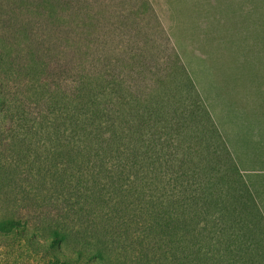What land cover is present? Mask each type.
<instances>
[{
    "label": "rangeland",
    "instance_id": "1",
    "mask_svg": "<svg viewBox=\"0 0 264 264\" xmlns=\"http://www.w3.org/2000/svg\"><path fill=\"white\" fill-rule=\"evenodd\" d=\"M124 1L126 11L118 10L119 18L105 11L100 35L84 46L91 56L142 53L152 62L140 86L145 96L122 88L137 110L122 111L120 119L136 135L124 132L119 160L108 164L117 181L98 188L105 195L98 223L116 238L114 264H264V203L258 185L242 180L246 135L251 126L257 135L259 124L264 128V0ZM24 5L0 0V70L8 85L0 160L7 166L18 148L37 152L32 167L41 165L39 187L48 189L59 175L72 180L59 153L71 136L63 133L69 124L62 125L69 99L58 97L57 114L45 113L55 94L43 87L42 70L19 78L3 37L11 22L30 28L42 49L64 56L69 44L59 39L74 33ZM136 10L141 24L121 27L119 14ZM162 71L169 80L158 81ZM24 180L0 179V264H89L12 222L27 196Z\"/></svg>",
    "mask_w": 264,
    "mask_h": 264
},
{
    "label": "trees",
    "instance_id": "2",
    "mask_svg": "<svg viewBox=\"0 0 264 264\" xmlns=\"http://www.w3.org/2000/svg\"><path fill=\"white\" fill-rule=\"evenodd\" d=\"M12 1L14 4L20 2ZM22 1L28 10V5L36 7L50 22L58 23V28L67 29L69 35L74 33L73 37L59 39L69 44L70 51L64 56L42 49L33 40L30 28L18 29L11 22L5 29L6 37H3L7 50L5 56L19 78H26L31 70H42L43 87L47 86L51 95L55 94L50 100L54 105L49 103L45 113L57 114L55 108L61 104L54 100L58 97L64 95L69 99L64 104L67 120L62 125L69 124L63 133L67 131L71 136L59 153L66 163L64 170L72 174V180L68 184L59 175V179L53 180L48 189L40 188L43 169L41 165L32 167V157L37 152L29 153L18 148L9 153L12 159L7 166L0 160V179L4 178L6 183L16 182L19 176L24 175L27 184L21 186L22 191L27 188L21 213L11 220L17 228L32 232L36 238L47 240L62 251L71 250L72 256L86 257L89 264H114L111 252L116 238L112 227L98 223L97 207L105 203V195L99 194L98 188L102 187L100 182L103 180L111 186L117 181L108 164L112 157L119 160L124 132L133 137L136 135L125 126L127 121L120 119L122 111L130 114L137 110L132 99L124 100L122 88L134 98L145 96L147 90L140 86L147 80L152 62L142 53L103 58L100 55L91 56L90 51L84 48L94 32L100 35L103 22L107 19L105 11L112 10L115 15L118 10L126 11L124 0ZM141 13L136 10L134 13L119 14L120 26L141 24L138 22ZM91 40L98 42L99 36ZM158 75L159 82L169 80L165 71L158 72ZM3 76L0 70V111L7 103L4 94L8 85ZM62 127L56 126V133ZM51 159L54 161L55 157L51 155L44 168ZM34 186L35 191L32 189Z\"/></svg>",
    "mask_w": 264,
    "mask_h": 264
},
{
    "label": "crops",
    "instance_id": "3",
    "mask_svg": "<svg viewBox=\"0 0 264 264\" xmlns=\"http://www.w3.org/2000/svg\"><path fill=\"white\" fill-rule=\"evenodd\" d=\"M263 125L259 124L258 135L253 126L250 127L248 135L245 138L242 151V172L246 174L243 177L249 178L252 186L258 185L259 199L264 203V134L262 133ZM256 136V138H255ZM260 206V204H259ZM262 210V207H259Z\"/></svg>",
    "mask_w": 264,
    "mask_h": 264
}]
</instances>
